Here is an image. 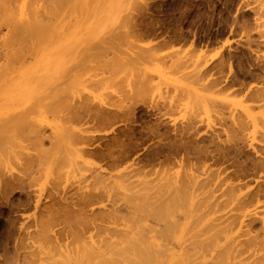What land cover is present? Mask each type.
<instances>
[{"label": "rangeland", "instance_id": "rangeland-1", "mask_svg": "<svg viewBox=\"0 0 264 264\" xmlns=\"http://www.w3.org/2000/svg\"><path fill=\"white\" fill-rule=\"evenodd\" d=\"M90 2L63 16L64 25L69 21L68 29L75 26L70 39H85L89 33L87 39L95 43L105 38L101 52H79L81 46L74 43V51L79 50L71 52L67 71L60 70L58 78L52 80L41 67L25 76L27 81L23 78L16 90L0 95V264H48L50 255L62 259L64 251L73 248L71 244L65 250L73 239L67 229L75 224L65 204L74 201L85 184L94 186L95 174L114 182L110 191L137 197L134 213L122 211L126 219H136L143 216L141 203L155 201L172 188L174 179L195 173L216 181L263 157L264 99L236 92V85L220 89L208 83L215 76L223 79L228 63L235 71L264 65V0ZM68 5L65 10L73 9L72 2ZM6 32L7 25L0 23V42ZM121 32L124 41L119 46ZM108 44L116 50L111 52L115 47ZM103 45L109 52H102ZM25 53L24 63L5 75L39 56ZM219 53L228 58L221 72L212 67ZM6 60L0 48V70ZM240 77L251 86H264L262 76ZM10 82L0 80L1 89ZM119 105L132 108L127 115H115ZM100 110L105 116L98 120L94 116ZM246 135L255 136L252 146ZM195 165L203 167L195 171ZM254 179L257 176L249 174L237 180ZM106 204L103 199L73 213H96L109 208ZM260 210L250 206L240 227L260 232ZM145 220L130 223L139 230L163 227L162 222ZM187 229L182 231L188 240ZM89 232L80 234L87 240ZM156 240L161 241V235ZM242 256V264L252 259L247 252Z\"/></svg>", "mask_w": 264, "mask_h": 264}, {"label": "bare ground", "instance_id": "bare-ground-1", "mask_svg": "<svg viewBox=\"0 0 264 264\" xmlns=\"http://www.w3.org/2000/svg\"><path fill=\"white\" fill-rule=\"evenodd\" d=\"M37 1L43 2L42 4L46 6L39 3L37 5ZM70 2H72L73 9L67 11L65 8L68 6L66 9H69L68 3ZM88 3H91L90 0H0V23L7 25V32L0 42V48L2 52H6L7 57L6 64L0 70L2 75L0 80L11 79L6 88L3 86L1 89L0 87L1 90L5 89L0 92L2 97L8 91L16 90L13 88L19 86L25 76L34 73L38 68H46L52 80L58 78L59 74H62L60 70L67 71L66 66L71 60V55H73L71 52L75 53L79 50L74 51V43L81 46L79 52H90L89 48L95 50L96 53L101 52L100 50L103 49L101 45L107 42L105 38L104 41H96L95 43L91 38L87 39L89 33V35L83 36L85 39H70V32L74 31L75 26L68 29L69 21L66 22V26L64 25L66 21L64 18L66 17L63 18V16H66L68 12L72 14V11ZM88 27L94 31L95 25L91 24ZM118 34V39H120L118 43L120 44H117L121 46L124 41V34ZM120 35L121 37H119ZM117 36L113 37L117 39ZM102 38L100 36L98 39ZM111 46L115 47L114 49L109 48L111 52H114L116 45L112 44ZM111 46L109 45V47ZM104 48L106 49V46ZM105 49L102 52H106L107 49ZM118 50L121 51V48L119 47ZM25 52H30L28 54H31L32 57L34 55L39 56L34 57L32 64L19 67L20 64L24 63L22 56L27 54ZM223 56L225 55L219 53L216 57L217 60H214V64H212L217 72H221L224 68V62L228 61L227 55L225 58ZM81 63L82 65L85 64L84 61ZM17 64L19 65L16 69H11V74L17 78H11L10 73L5 75L7 70ZM79 66L78 69L81 68V65ZM252 66V68H241L239 71H235L233 66L228 63V71L224 78L215 76L209 79L208 84L219 85L220 89H227V87L236 85V89L238 88L235 89L236 92L244 90L250 98L262 100L264 99V86H251L243 82V78L240 79V76H243L244 79L262 76L264 79V65L255 63ZM207 70V68L204 69V71ZM24 81L27 80L24 78ZM116 108L115 115L121 114L122 116L127 115L132 107L119 105ZM104 114L100 110L94 118L100 120L105 116ZM246 137L249 140L248 144L252 146V140L255 136L252 135L251 139H248V135ZM260 139L264 142V134L260 136ZM262 151V158L252 160L248 166L245 165L235 171L225 172L218 178L214 177L217 178L216 181L212 179L205 181L206 179L197 178L198 175L196 176L195 173L187 179H174L170 183L172 188L165 190L164 194L155 201L147 202L144 205L141 203L140 215L143 216L136 219H126L122 215V211L134 213L136 209L134 200L137 197L126 191L118 193L113 190L110 191L114 188L110 186L114 182L105 181L107 178L95 174L94 177L99 178H95V185L85 184V189L81 190L79 196L71 203L65 204L67 208L72 209L66 210V212L72 213L68 217L74 221L76 224L74 226L78 227L81 233L89 232L91 229L90 234L85 240L77 228L74 226L68 228L67 232L72 234L73 239L72 242L68 241L70 244L66 245L65 250L71 244L73 248L68 247V252L62 249L64 255L58 251L63 257L59 259L57 255L55 259L60 260V264H234L235 260L236 263L242 264V259H245L242 255L247 252L252 257V261H248L247 264H264V225L261 226L260 232L255 233L250 232V227H240L242 224L240 218L248 212L250 206L261 207L263 210L259 212L264 213V145ZM192 153L193 157L195 155L196 158L200 156L199 151L195 155L194 152ZM202 167L203 165H195L194 170L198 171ZM249 174L256 175L257 179L252 182L250 180L243 182L237 180L239 176L244 177ZM103 199L107 200L105 206H109L106 210H98L99 212L96 211L95 213L90 209L91 213H73L75 212L73 210L83 209V207ZM143 217L156 225L162 222L163 227L158 230L153 225H144L145 228L142 230L134 229L130 222L144 220ZM263 217L262 215V224H264ZM237 222L240 223L237 227L240 232L236 230ZM249 222L250 220L244 225L249 224ZM119 225L122 226L118 227ZM186 226L190 227L187 231L191 230L188 240L187 236H183V229ZM73 227L76 231L71 229ZM151 231H157L156 234L161 235V241H157V235L151 234ZM176 231L178 234L175 233ZM99 232L103 235H99ZM97 233L99 234L96 235ZM93 235L97 236L96 240L93 239ZM238 235H244L245 238L237 239ZM185 240H190V244H188L189 242L184 244ZM220 240H223V243ZM73 242H76V245L77 242L78 245H81L75 248ZM218 247H221L219 249L222 251L215 252L219 250ZM213 250L215 254L211 252ZM207 255L210 259L206 258ZM52 256L50 255L48 264H54V262L59 264L58 261H55L54 256L51 258ZM229 258L234 259V262H231Z\"/></svg>", "mask_w": 264, "mask_h": 264}]
</instances>
